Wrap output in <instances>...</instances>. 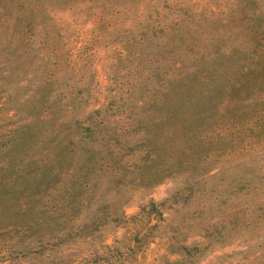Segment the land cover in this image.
<instances>
[{
    "label": "rangeland",
    "instance_id": "374dc122",
    "mask_svg": "<svg viewBox=\"0 0 264 264\" xmlns=\"http://www.w3.org/2000/svg\"><path fill=\"white\" fill-rule=\"evenodd\" d=\"M25 170L43 219L0 264H264V0H0Z\"/></svg>",
    "mask_w": 264,
    "mask_h": 264
},
{
    "label": "trees",
    "instance_id": "16d2710c",
    "mask_svg": "<svg viewBox=\"0 0 264 264\" xmlns=\"http://www.w3.org/2000/svg\"><path fill=\"white\" fill-rule=\"evenodd\" d=\"M82 129L89 131V127ZM32 171L25 170L24 172L21 171L19 173L16 171L17 174H15V178H10L7 182H2V180H0V194H2V192L6 193L5 190L9 189L8 193H11V196L14 198L8 201L5 200V202H12L15 205L14 208H6L4 205L0 204V237L5 236L8 231H14L23 237L25 234H29L30 230L33 229L34 226L38 225V223L43 219L35 205L32 204L31 206L28 202H21L20 198L16 196V194L23 195L36 189L32 185V182L34 180L37 181L36 178H38V174H34ZM49 175H52V173ZM31 211L33 212V215H31ZM52 245L57 246L58 244L56 242ZM3 246L7 248L6 243H3ZM38 247L39 249L36 251L40 255L44 256V250L46 247ZM8 257H11L10 254H8Z\"/></svg>",
    "mask_w": 264,
    "mask_h": 264
}]
</instances>
